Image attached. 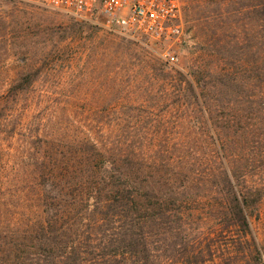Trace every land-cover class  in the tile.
<instances>
[{
	"label": "trees",
	"instance_id": "obj_1",
	"mask_svg": "<svg viewBox=\"0 0 264 264\" xmlns=\"http://www.w3.org/2000/svg\"><path fill=\"white\" fill-rule=\"evenodd\" d=\"M251 7L256 50L247 77L264 83V0ZM5 22L0 18V27ZM9 30L0 28L6 48ZM198 69L170 76V88L183 102L179 107L194 111L189 116L118 114L112 120L127 132L92 137L67 124L55 133L45 128L30 135V149L26 155L18 152L12 177L0 180V264H198L203 250L184 248L190 230L212 221L221 231L249 235L246 207L253 199L239 192L230 159L235 155L222 140V119L210 114L221 105L220 90ZM41 70L22 76L0 98L1 127L10 103ZM205 92L212 93L208 106ZM193 121L201 123L208 147L173 137L186 132L185 124L195 127ZM208 196L218 202L206 213L199 206Z\"/></svg>",
	"mask_w": 264,
	"mask_h": 264
},
{
	"label": "rangeland",
	"instance_id": "obj_2",
	"mask_svg": "<svg viewBox=\"0 0 264 264\" xmlns=\"http://www.w3.org/2000/svg\"><path fill=\"white\" fill-rule=\"evenodd\" d=\"M179 1L177 41L157 43L112 34L51 9L0 0V18L6 21L1 27L10 29L5 32L11 40L9 48L0 44V98L22 76L42 69L2 116L0 180L12 177L18 152L26 155L30 135H40L45 128L55 133L70 124L93 137L95 133L127 132L112 120L118 114L131 118L191 115L190 106L179 107L183 102L171 90L170 76L199 68L220 90L221 105L210 114L222 119V140L224 148L235 155L230 159L237 168L239 192L253 199L246 207L251 233L244 237L236 229L221 231L209 221L190 230L191 239L184 248L190 253L203 250L198 264H264V83L247 77L256 50L251 13L255 0H226V4L225 0ZM167 55L174 60L168 61ZM216 73L220 75L217 80ZM165 74L167 78L160 76ZM209 96L212 93L205 92L207 106ZM192 123L195 127L185 124L186 132L173 134L176 142L208 147L201 123ZM136 124L140 128V122ZM252 126V134L245 136V129ZM217 202L208 196L199 208L209 213Z\"/></svg>",
	"mask_w": 264,
	"mask_h": 264
},
{
	"label": "built area",
	"instance_id": "obj_3",
	"mask_svg": "<svg viewBox=\"0 0 264 264\" xmlns=\"http://www.w3.org/2000/svg\"><path fill=\"white\" fill-rule=\"evenodd\" d=\"M57 11L132 40L177 41L179 0H13ZM168 61L174 57L167 55Z\"/></svg>",
	"mask_w": 264,
	"mask_h": 264
}]
</instances>
